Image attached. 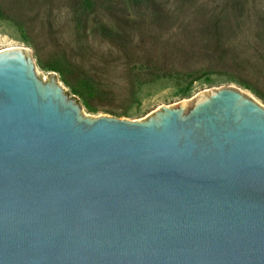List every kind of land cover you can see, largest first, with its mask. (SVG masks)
<instances>
[{
    "label": "water",
    "instance_id": "1",
    "mask_svg": "<svg viewBox=\"0 0 264 264\" xmlns=\"http://www.w3.org/2000/svg\"><path fill=\"white\" fill-rule=\"evenodd\" d=\"M0 50V264H264V106L236 88L89 117Z\"/></svg>",
    "mask_w": 264,
    "mask_h": 264
},
{
    "label": "trees",
    "instance_id": "2",
    "mask_svg": "<svg viewBox=\"0 0 264 264\" xmlns=\"http://www.w3.org/2000/svg\"><path fill=\"white\" fill-rule=\"evenodd\" d=\"M26 1L51 16L42 22L50 34L37 52L39 64L57 71L90 110L98 99L121 95L122 81L135 97L146 84L187 78L190 73L180 68L189 66L199 50L224 62L233 55L236 79L264 100V34L234 42L239 19L260 13L261 0H222L212 8L203 0ZM64 7L69 16L56 19L54 10ZM2 10L0 4V17ZM188 11L193 18L186 22ZM175 24L179 35L165 37Z\"/></svg>",
    "mask_w": 264,
    "mask_h": 264
},
{
    "label": "rangeland",
    "instance_id": "3",
    "mask_svg": "<svg viewBox=\"0 0 264 264\" xmlns=\"http://www.w3.org/2000/svg\"><path fill=\"white\" fill-rule=\"evenodd\" d=\"M0 0L3 8L4 17H0V50L13 46H22L28 49L32 55L36 72L40 78L47 81L50 79L51 72L39 64L37 52L43 51V42L50 31L42 25V22L51 17L46 9L39 10L33 7L26 0ZM22 2V3H20ZM208 3V8L219 4L222 0H203ZM258 10L260 13L253 12L251 18L239 19L236 26L238 37L236 41H242L245 37H253L254 34H264V0L259 1ZM69 9L64 7L61 10H54L56 19L65 21ZM193 18L192 11H188L183 20L191 21ZM92 26L93 23L91 22ZM180 28L177 24L173 25L165 37L179 35ZM72 31V30H71ZM70 33V31H69ZM68 34V33H66ZM184 35V34H181ZM188 36H181L187 40ZM236 40V41H235ZM43 58L44 55H41ZM236 60L233 55H228L227 60L218 59L214 55L199 50L195 60H192L189 66H182L186 75L190 76L185 79L166 77L154 83L146 84L139 88V93L135 97L130 96L129 84L122 81L125 89L121 90V95L105 96L95 101V109H88L78 97L73 94L71 88L65 84L61 75L57 73V79L65 88L69 97H75L81 104L82 114L89 117L101 115H112L129 120H146L154 116L158 110L163 107H179L185 102L188 110L196 98L201 94H210L214 90L222 88H236L251 95L264 106V100L255 94L252 90L246 88L236 79V71L232 63ZM195 78V79H194ZM194 79V80H193ZM190 80H193L190 82Z\"/></svg>",
    "mask_w": 264,
    "mask_h": 264
},
{
    "label": "bare ground",
    "instance_id": "4",
    "mask_svg": "<svg viewBox=\"0 0 264 264\" xmlns=\"http://www.w3.org/2000/svg\"><path fill=\"white\" fill-rule=\"evenodd\" d=\"M13 48H18V46L8 47L6 49H13ZM2 50H4V49H2Z\"/></svg>",
    "mask_w": 264,
    "mask_h": 264
}]
</instances>
